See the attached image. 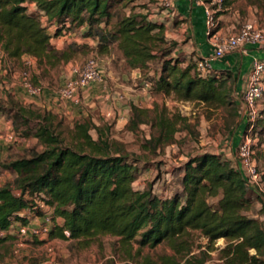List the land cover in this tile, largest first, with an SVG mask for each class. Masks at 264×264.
<instances>
[{"label": "trees", "instance_id": "obj_1", "mask_svg": "<svg viewBox=\"0 0 264 264\" xmlns=\"http://www.w3.org/2000/svg\"><path fill=\"white\" fill-rule=\"evenodd\" d=\"M113 1L0 0L3 57L13 61L26 57L35 61L37 70L54 69L72 61L89 44L68 42L56 49L52 39L79 35L95 43L91 50L97 54H109L115 47L128 71L138 72L141 79V71L157 59L159 52L164 56L169 53L162 48L165 26L132 11L112 14ZM231 2L224 0L216 20ZM170 45V50L175 49L177 43ZM160 65L154 82L140 80L150 85L153 95L214 109L236 106L230 100L235 86L231 73L213 70L202 75L196 63L182 66L177 58L163 60ZM234 112L237 114L236 108ZM0 113L6 115L16 137L33 138L41 146L40 151L32 150L29 156L1 166L14 178L0 187V233H5L0 236V247L13 239L7 234L11 224L27 225L29 220L22 214H37L39 202L52 210L53 220L62 221L51 226L49 239L88 248L98 238H118L119 247L126 248L127 260L135 264H206L208 254H192V232L210 243L225 240L221 264H264V221L248 215L252 194L257 191L222 155L204 153L189 160L179 181L182 191L161 198L150 188L134 190L140 159L109 137L110 125L99 127L81 117L64 130L56 114L32 103L22 104L9 93L0 96ZM260 114L256 127L260 126L264 134V103ZM185 122L179 114H168L157 105L152 109L131 106L126 130L134 133L141 125H149L153 133L146 144L155 150L173 144ZM255 149L254 158L260 149L264 159V139L258 140ZM209 198L217 199L215 209L208 204ZM137 237L138 250L129 254ZM161 244L172 251V256L140 254L143 248ZM4 257L0 254V262Z\"/></svg>", "mask_w": 264, "mask_h": 264}, {"label": "rangeland", "instance_id": "obj_2", "mask_svg": "<svg viewBox=\"0 0 264 264\" xmlns=\"http://www.w3.org/2000/svg\"><path fill=\"white\" fill-rule=\"evenodd\" d=\"M29 10L31 11L32 7H29ZM131 11L148 17V20L151 22L162 23L165 26L164 38L166 43L162 48H164V51L169 52L166 56L162 55L164 52H159L157 59L151 61L148 67L141 71V79L129 80V84L121 79V75L129 71L123 62L121 54L115 47H112L109 54L100 55L97 54L95 50H91L94 49L90 47L91 45L85 48L82 47L79 50L74 57H77L78 61L72 64L68 70L64 69V65L44 71L43 69H39L38 73L40 76L34 78L31 66H27L24 61L15 64L11 71L14 72L13 74H15L19 80L20 85L21 73L25 70L30 71L31 81L42 87V93L37 96L40 101L43 100L42 96L44 94L46 95V92L50 93L51 101L49 104L55 109L49 111L56 114L58 118L62 120L61 129L65 130L67 127H71L75 120L81 118L72 116L71 112L73 113L76 110H81L84 114V117H82L91 119L96 126L103 127L106 124L110 125L108 132L109 137L122 143L128 153L140 159L137 165L139 174L132 184L134 190L142 191L150 188L154 195L161 198H169L175 193H180L182 191L179 181L183 175V167L189 160L204 153L214 154L220 152L225 155L228 150L232 151L234 131L238 120V113L236 114L234 112L235 108L237 110L236 106L234 107L233 104H231L214 109L195 102H178L171 98L164 97L156 98L157 102H149L150 107L147 109H152L157 105L159 108H165L168 114H179L186 119V122L180 125L179 131L174 136L173 144L159 146L154 150L146 144V140H148L153 133L149 125H141L134 133L127 131L126 125L128 123L130 111L125 113V115H128L126 123H124V121H118L115 109L111 107L108 113H106V104L102 103L100 98L93 97L87 101V97L92 94L91 88L88 90V87L79 94V106H76L71 101L62 102L58 99L56 100V92L60 88V83H64L71 77L70 72L72 68L79 66L89 57L95 58L100 65L102 64L105 69L112 73L111 76L113 81L112 79L105 81L102 89L106 92V99L108 101L111 103H119L123 107L129 106V102L125 97L120 102H117L116 99L113 98L114 93L120 91L117 88V90H110L111 88L113 89V82L120 86L124 84L123 87L129 88V90H126L127 92L131 90V93L140 92L143 93L144 96H148L144 93V90H142L140 80L143 79L154 82L155 78L160 73V64L163 60L177 58L181 61L182 66L186 64H195L197 62V59H194L190 54H188L189 57H187L184 49L181 50L180 45L183 44V41L177 38L175 33L176 23L168 19L165 13L163 0H114L111 5V12L115 15H125ZM231 13H236L238 15L236 21L238 23L234 22L236 30H239L241 26L247 22L256 23L258 26L264 28V0H236ZM217 29L218 26L216 27V30ZM234 31L235 30L232 32L235 33ZM65 37L70 38L69 42L73 41L72 38H80L82 42L78 43L79 46L90 43L89 39H82L79 35L75 37ZM61 41L62 40H60V42ZM54 43L58 46L60 44L57 42ZM172 43H177V46L175 49L170 50V44ZM109 55L113 56L112 60H108V58L110 59ZM160 55L162 56L159 58ZM14 62L17 63L18 61ZM1 80L2 76H0V81ZM2 90H4V87H2ZM1 95L2 92H0V96ZM148 97L153 98V95L149 94ZM230 100L233 99L231 98ZM263 100L261 101L260 108L264 103ZM28 104L29 103H26V105ZM0 118L6 119V115L0 113ZM2 131V133L5 134L8 129H3ZM90 134L93 138H96L94 130H91ZM256 134L259 140L264 139V134H262L260 126L256 127ZM32 150H41V146H39L37 141L33 138L20 139L15 136V140L10 143L2 140L0 144V187L6 182L12 181L14 178L13 173L2 169V164L29 156ZM256 150L257 149H255V152ZM259 150L255 156V161L258 169L262 171L264 170V159H262L260 153H258L260 152ZM257 193L252 194V206L248 215L260 221H264V198L259 192ZM216 203V198H209L208 204L213 209L216 208ZM36 204L38 213H33L31 218L32 221L35 220L38 222V225H44V220L49 216L50 226L62 224V221L58 218L53 220L52 210L50 208L39 202ZM39 219L41 221H39ZM31 220H29L27 225L30 224ZM16 224L18 223L16 222ZM12 230V232H15V228ZM190 237L193 243L192 254L199 255L205 252L208 254L206 264H221L219 258L220 251L226 245L224 239L220 238L210 243L208 239L201 236L198 232H192ZM138 238L139 237L133 241L132 251L129 254H135L138 250ZM16 244H19V247H16ZM0 254L6 255L7 259L11 258L10 256L13 254V258L10 260L14 261L15 264H40L48 254L52 255L54 264H135L127 260L125 256V254H127L126 248L121 249L119 247L118 238L110 236H104L94 240L88 248H79V246L75 245L73 242L54 240L48 237H45L44 240L31 237H13V239L0 247ZM140 254H149L153 258H157L162 255L172 256L173 253L167 246L161 244L153 249L143 248Z\"/></svg>", "mask_w": 264, "mask_h": 264}, {"label": "built area", "instance_id": "obj_3", "mask_svg": "<svg viewBox=\"0 0 264 264\" xmlns=\"http://www.w3.org/2000/svg\"><path fill=\"white\" fill-rule=\"evenodd\" d=\"M193 1L196 6L202 7L204 10L206 36L211 40L212 47V51L207 57H202L196 62V69L200 74L205 75L212 72L214 62L237 50L244 49L247 45L264 46V28L253 22L243 24L237 32L225 37L216 34L217 20L215 16L223 10L224 0ZM163 5L166 10L172 8L169 0H163ZM64 26L67 27L68 23L65 22ZM52 31H55V28ZM2 58L3 53L0 50V60ZM25 64L29 66L30 62L25 61ZM70 75L71 77L57 90V99L62 102L71 101L76 106L80 105L79 94L81 92L92 84H103L105 82L100 63L92 57L86 59L79 66L72 68ZM21 86L30 96H39L42 93V87L32 83L30 71L25 70L21 73ZM141 87L148 96L152 94L148 83L144 82ZM263 96L264 59L256 58L251 63L250 71L240 92V99L244 106L241 116L245 122V129L232 156L247 184L264 197L263 172L258 169L254 158L255 147L259 140L256 134V122L262 118L260 104ZM113 98L120 102L124 99V96L118 92L114 93ZM0 139L7 143L13 142L15 134L9 129L5 134L0 132ZM44 222V225L12 223L7 234L16 238L31 237L44 240L45 237H48L51 228L50 217L48 216ZM14 228L15 232H12ZM4 234V232H1L0 236ZM16 247H19V244H16ZM10 257L4 264H15L14 261L10 260L13 258V254ZM40 264H54L52 255L48 254Z\"/></svg>", "mask_w": 264, "mask_h": 264}, {"label": "crops", "instance_id": "obj_4", "mask_svg": "<svg viewBox=\"0 0 264 264\" xmlns=\"http://www.w3.org/2000/svg\"><path fill=\"white\" fill-rule=\"evenodd\" d=\"M171 3V9L166 10L165 13L173 23H176L175 26V33L177 35V38L181 41H183V44L180 45L181 50H185V54L187 57L192 56L194 59H200L202 57H207L211 51V40L206 36V18L204 15V10L202 7L196 6L193 0H169ZM231 5L229 8L225 9V12L222 13L220 16L217 17V24L218 29L216 30V34L225 37L230 34H233L234 32H237L236 26L234 24L238 23L237 17L238 15L236 13H231L232 8L236 3V0H231ZM70 38L62 37L59 39L54 38L52 39L51 43L56 49H61L63 46L68 43ZM57 40V41H56ZM60 40H62L60 42ZM73 41L71 42H77L81 43L82 40L78 37L72 38ZM57 42L59 46L54 43ZM91 45L90 47H95V43L93 41H90L88 43ZM184 47V48H183ZM110 59L112 60L113 56L109 55ZM264 59V46H256V45H247L244 49L237 50L231 54L226 55L222 59L216 61L213 63V69L216 72H229L232 74V77L235 80V86H234V92L232 94L233 102L235 103L237 107V113H238V120L235 126L234 131V143L232 145V151L228 150V152L224 155L223 153L216 152L214 154L222 155L225 159L229 160L230 162L234 163L233 160V152L235 151L236 147L238 146L242 134L245 129V122L242 120V111H243V104L240 99V92L244 86L245 80L248 76V73L251 68V63L254 59ZM107 60V61H108ZM29 61L31 70L33 74H38V70L35 66V61L32 59H28L26 57H22L17 63L12 61L11 59L3 57L0 60V76H2V80L0 81V90H2V87H4V90L0 91L2 92V97H5L6 93L11 94L16 100H18L21 103H29L34 104L38 107L44 108L46 110L55 109L53 106H50V93L46 92V95L44 94L43 100L40 101L37 96H30L20 85L19 80L13 74L14 72L11 71V69L14 68L15 64ZM78 61V58H74L72 61L68 62L66 65H64V69L68 70L69 67L72 66V64L76 63ZM109 62V61H108ZM2 63V64H1ZM101 68L104 72L105 81H108L109 79H112V73L105 69L103 65L101 64ZM139 77V73L136 71H129L128 73H124L121 75V79L129 84V80L133 81L134 79H137ZM114 86L113 89L110 90H117L120 93H122L125 97V99L128 100L129 106H121L119 103H111L106 99L107 94L102 89L103 84H92L91 87L88 88V90L91 88L92 94L88 96V100L95 98H100L102 103H105V112L108 113V110L112 107L115 109V113L117 114V120L124 121V123L127 122L128 115H125V113H128L130 111L131 106H137L141 108H149L150 103H156V98H159L161 96L153 95V98L144 96L143 93L140 92H127L126 90L129 88L120 86L119 84L113 82ZM63 85V82L60 83L59 87ZM58 87V88H59ZM117 88V89H116ZM140 93V94H139ZM99 94V95H97ZM57 97V92H56ZM264 98V97H263ZM57 100V98H56ZM107 100V101H106ZM263 100V99H262ZM264 102V100H263ZM81 112V114H80ZM58 113V112H57ZM69 113V112H67ZM110 113V112H109ZM72 116H78V117H84V114L81 110H76L73 113L71 112ZM3 126V127H2ZM5 127V128H4ZM10 129L11 130V123L9 120L0 118V132L2 133V130ZM2 143V140L0 139V144ZM232 163V164H233ZM235 165V163H234ZM30 212L26 211L22 215L26 217L28 220H31L33 214H29ZM39 221H41L39 219ZM38 222L35 220H31L30 224L38 225ZM16 224V223H14ZM6 257L0 262V264H4L6 261Z\"/></svg>", "mask_w": 264, "mask_h": 264}]
</instances>
